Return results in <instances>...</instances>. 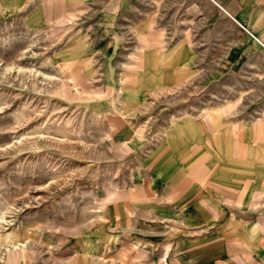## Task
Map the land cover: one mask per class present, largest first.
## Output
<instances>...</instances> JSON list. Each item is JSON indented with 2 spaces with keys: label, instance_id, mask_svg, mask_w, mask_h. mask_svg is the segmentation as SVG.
Returning <instances> with one entry per match:
<instances>
[{
  "label": "rangeland",
  "instance_id": "obj_1",
  "mask_svg": "<svg viewBox=\"0 0 264 264\" xmlns=\"http://www.w3.org/2000/svg\"><path fill=\"white\" fill-rule=\"evenodd\" d=\"M158 3L167 41L184 25ZM158 3L0 0V264L124 259L139 236L207 231L183 223L198 202L177 185L189 152L208 173L196 186L214 198L228 182L227 222L207 228L255 236L246 245L264 252L250 74L220 65L201 35L193 64H172L169 42L142 49L140 24Z\"/></svg>",
  "mask_w": 264,
  "mask_h": 264
},
{
  "label": "crops",
  "instance_id": "obj_2",
  "mask_svg": "<svg viewBox=\"0 0 264 264\" xmlns=\"http://www.w3.org/2000/svg\"><path fill=\"white\" fill-rule=\"evenodd\" d=\"M145 1L172 2L170 16L176 24L181 23L184 27L180 30L171 28V31H168L171 33V38L166 41L164 35L167 29L165 30L164 25L161 24H164V17L169 16V12L165 15L164 4L160 6L158 3L155 13L147 15V20H143L140 24L142 49L164 48L165 42H169L173 50H177L171 53L172 64H193L195 52L192 50L201 43V40H192L191 37L201 35L205 49L220 51L218 57L220 65L244 66L252 81V96L258 97L252 103L253 113L258 114L252 119L253 138L264 142V90L257 93L254 86L256 81L264 82V0ZM104 24L112 25L109 21ZM109 28L111 31L112 26ZM181 50L185 52L179 56ZM217 126L221 125L216 124ZM190 157L191 152L183 155L182 159L189 161L187 164L189 169L179 168L177 185L186 186L182 194L186 193L185 190L189 194L187 198H192L190 193L195 194L194 198L198 202L194 203L193 208H189L188 217L186 216L188 220L183 223L198 226L207 231L178 238L174 236L165 238L166 236H160L159 232L139 236L140 243L135 241L133 249L122 252L124 259L104 260V258L96 259L97 256L89 258L84 253L74 264H264V252L261 254L258 246L251 249L246 245L248 239L254 240L255 236L233 238L234 236H223L221 227L215 229V232L207 228L212 225L222 226L227 222L226 184L228 182L218 180L219 191L217 189L213 191L214 195L217 194L213 198L212 191L195 185L196 181L204 184L208 174L205 171L201 172L204 164L197 163L202 156ZM192 184L195 185L193 189L190 186ZM253 185L259 187L258 183ZM183 197L185 196H179V198ZM200 199L201 203H199ZM252 244L255 245V243ZM9 264H22V262L13 258Z\"/></svg>",
  "mask_w": 264,
  "mask_h": 264
}]
</instances>
